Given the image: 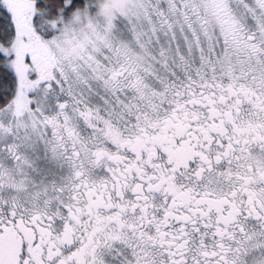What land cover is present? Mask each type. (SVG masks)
Here are the masks:
<instances>
[{
  "label": "snow or ice",
  "instance_id": "obj_1",
  "mask_svg": "<svg viewBox=\"0 0 264 264\" xmlns=\"http://www.w3.org/2000/svg\"><path fill=\"white\" fill-rule=\"evenodd\" d=\"M0 264H264V0H0Z\"/></svg>",
  "mask_w": 264,
  "mask_h": 264
}]
</instances>
